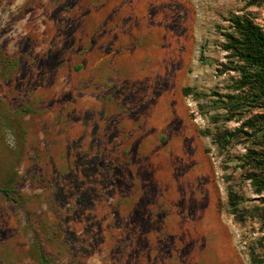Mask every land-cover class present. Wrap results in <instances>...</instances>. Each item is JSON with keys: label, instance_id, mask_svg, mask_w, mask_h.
I'll list each match as a JSON object with an SVG mask.
<instances>
[{"label": "rangeland", "instance_id": "374dc122", "mask_svg": "<svg viewBox=\"0 0 264 264\" xmlns=\"http://www.w3.org/2000/svg\"><path fill=\"white\" fill-rule=\"evenodd\" d=\"M232 14L264 31L245 0H0V264H250L228 186L264 197L236 166L264 109L216 118Z\"/></svg>", "mask_w": 264, "mask_h": 264}, {"label": "trees", "instance_id": "16d2710c", "mask_svg": "<svg viewBox=\"0 0 264 264\" xmlns=\"http://www.w3.org/2000/svg\"><path fill=\"white\" fill-rule=\"evenodd\" d=\"M247 6L256 5L264 7V0H245ZM231 30L225 34L224 49L228 51L232 69L238 70L240 77L236 80L235 90L240 93L228 95L226 99H215L216 108L225 109V113H217L216 118L225 120L233 116L242 115L250 111L251 107L264 109V31L248 14H232L230 16ZM236 61V64H233ZM191 91L185 88L184 92ZM199 96V92L194 93ZM244 126L252 130H236L230 132L227 128L219 126L215 130H205V135H210L213 141L221 148L232 144L241 135L247 138L251 145L239 158L236 166L241 169L244 178L250 180L254 191L264 196V113H254L246 119ZM246 139V138H245ZM1 192L5 197L13 199L16 190L13 181H7ZM227 205L229 213L237 222H243L247 218H258L264 227V197L259 204L248 208L243 203V197L231 186H228ZM250 264H264V234L253 240L248 246ZM38 264H52L42 253L38 252Z\"/></svg>", "mask_w": 264, "mask_h": 264}]
</instances>
